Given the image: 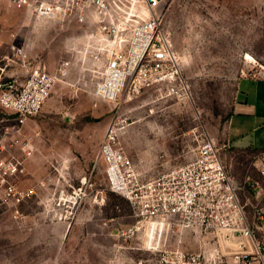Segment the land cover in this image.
<instances>
[{
  "label": "rangeland",
  "instance_id": "374dc122",
  "mask_svg": "<svg viewBox=\"0 0 264 264\" xmlns=\"http://www.w3.org/2000/svg\"><path fill=\"white\" fill-rule=\"evenodd\" d=\"M38 1L0 0V94L1 82H22L37 66L55 72L71 64L23 125L0 105V264H153L141 241L112 234L134 220L129 201L109 188L99 156L113 121L143 179L192 160L210 136L238 181L264 185L257 155L227 139L252 127L230 114L240 78L264 77V0H161L157 13L193 86L188 104L150 89L119 102L97 97L100 67L86 53L85 35L94 28L37 17ZM189 235L184 246L198 250L202 239Z\"/></svg>",
  "mask_w": 264,
  "mask_h": 264
},
{
  "label": "built area",
  "instance_id": "2783aa9c",
  "mask_svg": "<svg viewBox=\"0 0 264 264\" xmlns=\"http://www.w3.org/2000/svg\"><path fill=\"white\" fill-rule=\"evenodd\" d=\"M160 2L39 0L35 11L37 17L71 18L94 28L85 35L86 53L100 67L101 77L94 87L97 97L119 102L150 89L188 104L193 101V86L173 34L165 26V15L157 13ZM70 64L63 61L55 72L37 66L22 82H1L0 105L23 125L41 110ZM118 130L111 122L99 156L107 164L109 188L129 201L134 220L115 227L113 235L141 241L155 254L153 264H224L226 257H233V264H264V185L251 178L244 184L238 181L214 138L205 137L187 163L143 179ZM259 159L264 177V152ZM8 166L10 171L18 169L12 159ZM246 192L254 193L257 200ZM188 235L202 239L198 250L184 246ZM173 236L176 243L171 244Z\"/></svg>",
  "mask_w": 264,
  "mask_h": 264
},
{
  "label": "crops",
  "instance_id": "0c3cea01",
  "mask_svg": "<svg viewBox=\"0 0 264 264\" xmlns=\"http://www.w3.org/2000/svg\"><path fill=\"white\" fill-rule=\"evenodd\" d=\"M233 115L238 117L237 122L240 127L245 125L252 127H249L250 132L248 133L239 129L237 136L235 135L233 138L227 135L228 142L231 147L257 155L256 165L259 167L261 164L259 157L264 152V77L244 76L240 78L230 118H233ZM245 120L248 122L246 123ZM248 135L250 138L245 143V137ZM261 200L264 201V196L261 197ZM225 259L234 262L233 257Z\"/></svg>",
  "mask_w": 264,
  "mask_h": 264
},
{
  "label": "trees",
  "instance_id": "16d2710c",
  "mask_svg": "<svg viewBox=\"0 0 264 264\" xmlns=\"http://www.w3.org/2000/svg\"><path fill=\"white\" fill-rule=\"evenodd\" d=\"M112 192H114V191H112ZM114 193H116V192H114ZM117 194H119V193H117ZM119 195H121V194H119ZM122 196V195H121ZM125 198V197H124ZM126 199V198H125ZM128 201V200H127Z\"/></svg>",
  "mask_w": 264,
  "mask_h": 264
}]
</instances>
